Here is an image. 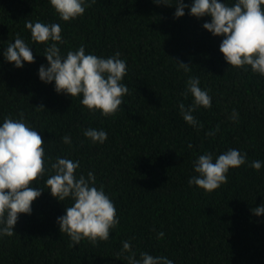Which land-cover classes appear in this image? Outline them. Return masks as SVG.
<instances>
[{"label":"trees","instance_id":"1","mask_svg":"<svg viewBox=\"0 0 264 264\" xmlns=\"http://www.w3.org/2000/svg\"><path fill=\"white\" fill-rule=\"evenodd\" d=\"M170 2L89 0L82 17L64 22L49 0H0V123L22 114L38 131L50 158L43 180L57 156L79 160L78 172L95 174L120 221L108 241L84 239L72 247L57 224L71 200L54 198L43 180L33 182L42 195L30 215L19 216L14 235L0 239V264H128L131 253L123 252V241H130L137 259L148 252L174 264H264V215L252 212L264 202V166H250L264 161V76L250 66H230L219 50L223 37L203 28L211 18L190 16L186 9L177 19L175 0ZM27 21L59 23L65 55L81 45L86 54L105 58L119 52L128 69L120 110L109 116L90 112L80 97L57 94L54 83L41 82L45 45L31 41ZM17 35L34 56L20 69L3 56ZM192 76L212 97L211 108L193 113L203 127L186 123L179 109L192 103L184 94ZM233 109L239 113L235 122L229 118ZM89 127L105 130L106 142L85 137ZM65 135L71 145L63 143ZM230 148L247 153V162L229 170L227 183L210 193L189 185L199 155L215 157Z\"/></svg>","mask_w":264,"mask_h":264},{"label":"clouds","instance_id":"2","mask_svg":"<svg viewBox=\"0 0 264 264\" xmlns=\"http://www.w3.org/2000/svg\"><path fill=\"white\" fill-rule=\"evenodd\" d=\"M94 2V0H91ZM156 5L173 6L170 0H152ZM60 20L69 22L85 14L89 0H49ZM175 18L179 19L188 10L190 16L201 18L208 16L203 28L214 37H223L220 52L225 61L237 69L250 66L251 70L264 76V0H175ZM31 32V41L45 45L44 57L47 65L38 69V77L45 84H53L57 94L80 97L81 105L90 112L99 111L103 116L114 115L120 110L123 97L128 88L123 83L127 75V63L117 52L103 57L93 53L86 54L81 45L77 50L61 52L63 43L62 28L59 23L26 22ZM33 47L19 35L8 42L3 51L4 59L20 69L25 63H34ZM180 69L189 71L187 65L176 63ZM199 77L192 76L186 82L185 96L192 97V103L179 109L186 123L193 127H203L193 115L199 108H211L212 97L207 89L200 86ZM37 109H44L42 106ZM231 120L238 121L239 113L233 109ZM218 131V129H217ZM83 135L92 143L103 144L107 132L89 127ZM208 135H215L209 132ZM63 143L71 145L69 135L62 137ZM45 147L38 131L27 124L21 114L19 119L5 117L0 123V239L12 237L14 226L21 214L30 215L32 203L42 195L39 188L31 187L43 180L46 173ZM247 162V153L230 148L218 156L206 152L193 161V170L197 175L189 179V185H195L206 192H212L227 183L230 169H237ZM255 170L264 166V161L254 160L250 165ZM51 173L44 181L45 188L59 201L71 200L64 215L57 218L61 233L67 234L72 247L84 239L96 244L108 241L111 230L120 221L114 202L106 194L104 186H96L95 174H80V161L57 156L50 165ZM256 216L264 215V202L252 209ZM163 238L164 233H157ZM123 252L128 264H174L167 256H153L141 252L140 258L131 252L130 241L122 242Z\"/></svg>","mask_w":264,"mask_h":264}]
</instances>
